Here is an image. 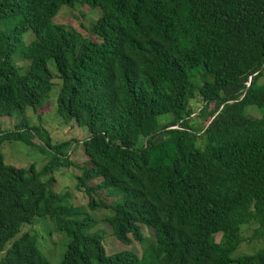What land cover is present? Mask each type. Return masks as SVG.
<instances>
[{
	"label": "trees",
	"instance_id": "16d2710c",
	"mask_svg": "<svg viewBox=\"0 0 264 264\" xmlns=\"http://www.w3.org/2000/svg\"><path fill=\"white\" fill-rule=\"evenodd\" d=\"M77 4L100 12L84 37L52 23ZM53 80L57 116L87 131L86 160L57 153L36 171L0 154V264H49L19 233L45 217L67 239L58 264H264V248L232 256L241 226L264 236V0H0V119L46 106ZM33 138L23 122L0 131ZM67 167L116 241L151 231L140 257L106 256L94 222L52 190L51 170Z\"/></svg>",
	"mask_w": 264,
	"mask_h": 264
},
{
	"label": "rangeland",
	"instance_id": "374dc122",
	"mask_svg": "<svg viewBox=\"0 0 264 264\" xmlns=\"http://www.w3.org/2000/svg\"><path fill=\"white\" fill-rule=\"evenodd\" d=\"M100 16L97 8L88 6L75 5L73 8L62 6L52 20L53 24L62 25L68 29L74 30L76 33L84 37L91 23H94ZM33 39L30 33L23 36V41L29 43ZM18 58V57H17ZM14 58L13 65L15 68L23 69L26 63L21 58ZM47 68L54 72L50 63ZM195 74H199L194 72ZM210 80V77L205 78ZM53 86L47 96V105L40 110L33 112L30 108H25L21 113L14 112L10 118L3 117L0 119V131H10L17 124L23 122L28 128H34L40 139L33 138L31 146H25L17 141L6 140L0 142V154L5 165L14 168L27 169L33 166L34 170L39 171L45 166L49 159L57 153L65 154L71 162L79 165L86 160L81 143L87 138L85 128L76 127L72 122L63 121L57 116L55 111V98L59 88V81L53 80ZM192 106L199 107V99L191 102ZM262 112V111H261ZM255 117L260 115L259 111H252ZM195 124L200 125L199 120H194ZM46 143L51 149L46 147ZM50 176L54 180L52 190L56 193L63 194L66 192L68 198L64 204L78 208L81 210L79 218L88 217L94 222V226L87 233L99 231L101 234V246L104 254L110 256L120 252H131L140 257L143 248L149 243L151 231L144 226H140L142 235L147 238L144 244L123 245L115 240L111 235V230L104 218L111 215L109 210L103 208H94L93 210L87 207L88 197L82 192L81 188H77V176L79 171L73 167L52 169ZM48 177H42L41 182H45ZM99 181H95L98 183ZM92 196L93 199H100L108 204L114 201L116 197H107L104 191ZM256 228L254 224H245L240 228V234L243 241L236 251L232 254L233 257L240 255H249L264 248V236L260 239H251L253 230ZM28 231L35 241V246L41 255L49 262V264H58L60 256L64 252L67 239L62 233L55 231V224L52 219L34 218L29 225H22L19 228V233ZM218 235L215 236V241L218 240ZM250 239V240H249ZM249 240V241H248ZM7 242L5 246H8ZM1 256V254H0Z\"/></svg>",
	"mask_w": 264,
	"mask_h": 264
},
{
	"label": "water",
	"instance_id": "95a60500",
	"mask_svg": "<svg viewBox=\"0 0 264 264\" xmlns=\"http://www.w3.org/2000/svg\"><path fill=\"white\" fill-rule=\"evenodd\" d=\"M261 68H262V67H261ZM261 68H260V69H261ZM260 69H259V70H260Z\"/></svg>",
	"mask_w": 264,
	"mask_h": 264
}]
</instances>
